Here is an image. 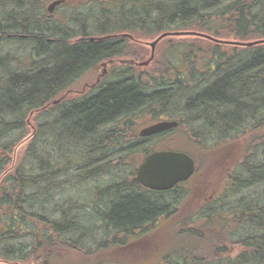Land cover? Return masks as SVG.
Listing matches in <instances>:
<instances>
[{
	"label": "trees",
	"instance_id": "trees-1",
	"mask_svg": "<svg viewBox=\"0 0 264 264\" xmlns=\"http://www.w3.org/2000/svg\"><path fill=\"white\" fill-rule=\"evenodd\" d=\"M12 1L18 5L21 22L13 30L0 26V42L24 49L13 52L0 47V69H4L0 74V174L15 143L27 132L25 119L37 113L16 170L0 178L1 262L34 258V264H93L89 257L94 253L89 252L104 249L107 241L120 244L131 232L141 236L146 224L168 218L180 203L182 183L159 191L137 181V167L153 151L145 141L154 136L141 137L135 126L143 115L154 122L168 111L167 116L178 122L169 131L182 129L189 141L205 146L207 133L218 137L208 147L244 141L230 163L226 189L237 194L241 190L237 188L259 185L262 191L226 203L224 214L231 228L245 231L237 239L229 235L227 242L240 248L232 258L237 264H264V43L226 44V50L213 46L207 72L199 77L193 65L181 74L176 70L174 77L162 71L148 76L130 64L115 68L109 81L83 101L54 109L52 123L47 120L52 111L44 110L60 95L64 83L67 86L100 60L122 52L123 38L90 41L87 37L95 31H90L92 27L87 31L88 26L104 28L97 35L116 24L120 28L116 31L133 27L149 35L194 31L222 40L252 41L264 39V0H130L116 16L72 14L66 26L52 20L44 0ZM30 2L33 9L38 4V13L30 12ZM3 6L5 0H0V20L9 21ZM70 25L75 30H69ZM8 31L23 34L9 37ZM179 38L183 42L174 45L180 47L176 55L191 64L193 42H209L199 35ZM14 131L19 136L7 138ZM171 150L191 156L184 147ZM156 196L162 204H155ZM222 216L219 212L215 218L222 220ZM190 235L202 233L181 229L174 233L173 243L176 236ZM65 250L83 251V261L62 259ZM190 251L174 246L152 264H173L176 259L182 264L204 262ZM217 261L204 263L227 262Z\"/></svg>",
	"mask_w": 264,
	"mask_h": 264
},
{
	"label": "rangeland",
	"instance_id": "rangeland-1",
	"mask_svg": "<svg viewBox=\"0 0 264 264\" xmlns=\"http://www.w3.org/2000/svg\"><path fill=\"white\" fill-rule=\"evenodd\" d=\"M52 1L53 0H44L43 7L47 8ZM5 2L8 4L9 8L11 7L14 10L15 14H18L19 9L17 8L18 5L15 4V2L12 0H9L8 2L5 0ZM129 2L130 0H65V2L63 1L60 3L61 5L58 4L59 6H55L50 14L52 20H63L66 22L71 18L72 14L83 15L89 13L98 17L103 16V13H106L107 15L110 14L112 16H116L122 8L126 9L128 7ZM6 3L3 7L6 11H10L8 6H6ZM30 5V12L37 13L39 10L37 7L38 4H36L34 9L32 8V2H30ZM91 22L95 24L93 21ZM94 26L95 27H87V31L91 27L92 29L90 31H95L94 34L88 36L87 39L90 37L89 40L94 41L123 38V42L120 44V48L123 50L122 52L120 51L121 53L116 54L109 59L100 60L94 67L85 72V74L71 80L67 86L65 85L66 83L62 85L61 92H58L60 95L52 99V101L56 99H58V101L56 103H50L47 105V108L44 109L48 110V112L52 111L51 115L48 116L49 118H47V120L49 119V122L51 123L53 122V118L55 116L54 109L57 112L62 107L70 106L83 101L86 96L90 95V91H97V88L99 89L100 85L104 83L106 84L109 81L108 76L115 68L121 67V69H123V67L130 64L135 67L136 72L144 71V74H147L148 76L159 75V72L162 71L163 73L174 77L176 75V70H181L179 73L181 74L184 70H189V66L191 67L193 65L194 74L199 77L204 72H207L205 67L209 59V55L211 54V49H214L215 45H217L218 47H223V49L226 50L225 43L221 41L214 42L204 37V39L209 42H193V45H195L193 49L195 59H192L193 64H191L190 61H185L183 58L176 55V51L180 47H175L174 45H179L183 42V40L181 41L179 37L190 38L194 35L165 36L154 45L151 57L150 42L163 32L177 30L162 31L155 34L151 33L149 35V33L142 31V29H137V27H133L132 30L127 29L126 31H116L120 28L115 24L112 28L107 27V29H105L106 31L104 30V35H97V27L99 29L104 28H100L101 26L99 25ZM68 27L69 30H75L72 25ZM9 32L10 31L7 33ZM123 34H128L131 37L129 38ZM216 39L222 40L220 38ZM17 45L7 46L6 42H0V47H3L4 51L5 49L11 48L13 52L14 50L21 52L22 49H24V46L21 45L20 48H16ZM172 45L174 47L170 48ZM228 45L230 47L232 44L229 43ZM3 73L4 69L2 68L0 69V74ZM6 75L3 78H5ZM92 85L93 87L91 88ZM165 112H167L168 115L171 114V112ZM36 113L37 111L29 113L28 118L25 119V123L28 128L27 132L20 142L18 141L15 143L12 151L9 153V161L5 165V168L1 171L0 178L6 176L8 172L10 173V171L13 172L16 170L17 164L20 161L21 153L25 150L27 142L32 136L34 123L36 122L34 121ZM167 114L162 113L161 115L153 118L154 122L148 114L143 115L135 122L137 132L139 133L143 127L158 121L172 120L177 122L176 119L170 118ZM194 126L198 127L199 124L197 123ZM172 128L150 135L154 136V138L146 140L145 144L147 145L146 148L153 149L154 151L184 147L187 152L191 153L195 170L190 178L178 187L180 188L182 194L180 203H178L174 212H172L168 218L163 219V217H161L157 222L146 224L143 228L145 233L141 236L138 235V232H131L128 237H125L124 240H122V243L120 244L110 243V241H107L104 249H99L96 252H89L94 253L92 258L89 257V261H92L93 264H152L153 260H158L163 253L165 254L171 252L174 246H185L187 249L192 251L190 252L194 256L203 257L204 262L205 259H217L218 261L216 263L219 261H227L226 264H237L232 258L239 252L240 248L237 245L229 244L227 242V237L230 235L233 239H237L238 237H241L243 234L242 232L245 231L241 227H237L236 229L231 228L232 222L230 220H226V214H224L227 211L226 203L234 202L235 200L237 201L242 197H253L255 192L258 193L259 191H262L259 185H254L247 189L245 187L237 188L238 190L241 189L237 194L228 192L229 190H232L230 187L226 189V184L228 182L227 175L229 168L231 167L230 163L234 162L237 158L235 154H238V151L242 148L244 141H230L228 146H226L225 141L208 147L207 143L210 145L212 140L218 138L217 136L209 135L206 132L207 134L203 136L206 143L205 146H203L198 144L197 141V143L189 141L184 132L181 131L182 129L176 128L170 132L169 130ZM18 136L19 132L14 131L9 133L7 138H16ZM150 136L141 137L147 138ZM144 158H142V161ZM154 200L156 205L162 204L157 196ZM212 200H215L216 202L209 205ZM209 208L213 209L211 210ZM219 212L223 214L222 217L224 219L220 220L215 218L216 214ZM186 228H192L200 231L202 235L199 237L194 235H192L194 236L192 237L190 235L191 237L189 238L176 236L173 243L172 237L174 233L180 232L181 229L183 231ZM119 241L121 242V240ZM80 253L84 252L80 250H65L62 251V259L68 262L81 263L84 257ZM33 259L34 258L11 264H34ZM226 259H229L230 263ZM204 262L200 264H207ZM0 264L4 263L0 260ZM173 264L182 263L179 259H176Z\"/></svg>",
	"mask_w": 264,
	"mask_h": 264
},
{
	"label": "water",
	"instance_id": "water-1",
	"mask_svg": "<svg viewBox=\"0 0 264 264\" xmlns=\"http://www.w3.org/2000/svg\"><path fill=\"white\" fill-rule=\"evenodd\" d=\"M61 1L62 0H56L50 3V5L48 6V11L51 12L52 9ZM123 35L130 37V35L128 34ZM169 35H199L214 42L221 41L225 44L230 43L236 46H251L259 43H264V39H257L252 41L218 40L207 34L194 31H170L161 33L152 42H150L151 57L154 45L160 39ZM176 125L177 122L172 120L158 121L143 127L139 131V134L141 136H150L152 134L175 127ZM194 170V161L192 157L187 153L173 150H156L150 152L139 164L136 169V179L142 186L146 188L164 191L171 189L179 182L187 180L193 174Z\"/></svg>",
	"mask_w": 264,
	"mask_h": 264
},
{
	"label": "flooded vegetation",
	"instance_id": "flooded-vegetation-1",
	"mask_svg": "<svg viewBox=\"0 0 264 264\" xmlns=\"http://www.w3.org/2000/svg\"><path fill=\"white\" fill-rule=\"evenodd\" d=\"M53 1H56V0H53ZM52 1V2H53ZM65 2V0H62L61 2ZM51 2V3H52ZM60 2V3H61ZM6 3V2H5ZM61 5V4H60ZM59 6V5H58ZM39 9V8H38ZM3 10H5V14H6V18L9 20V21H3V20H0V26H5V27H7L9 30H13L12 28H13V26H14V24L15 25H17L18 23H20L21 22V16H20V14H15V12H12L11 10L10 11H6V9H3ZM24 10V13H26L27 12V10L26 9H23ZM39 12V11H38ZM37 12V13H38ZM52 12V11H51ZM50 12V13H51ZM26 14H28V13H26ZM25 14V15H26ZM35 17H36V15H35ZM35 20H38V18L36 17V18H34ZM20 21V22H19ZM57 23L59 24V25H63V26H66L67 25V23L65 22V21H63V20H59V21H57ZM4 29H6V28H4ZM22 34L23 33H20L19 31H14V32H9L7 35L10 37H15V36H20V37H22ZM32 34V33H31ZM7 36V37H8ZM24 37V36H23ZM21 46V45H20ZM20 46L19 45H17V47L16 48H20ZM58 100H55V101H53V103H56Z\"/></svg>",
	"mask_w": 264,
	"mask_h": 264
},
{
	"label": "bare ground",
	"instance_id": "bare-ground-1",
	"mask_svg": "<svg viewBox=\"0 0 264 264\" xmlns=\"http://www.w3.org/2000/svg\"><path fill=\"white\" fill-rule=\"evenodd\" d=\"M97 29H99L98 27H97ZM90 38V37H89ZM89 38H88V40H89Z\"/></svg>",
	"mask_w": 264,
	"mask_h": 264
}]
</instances>
